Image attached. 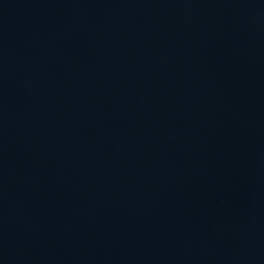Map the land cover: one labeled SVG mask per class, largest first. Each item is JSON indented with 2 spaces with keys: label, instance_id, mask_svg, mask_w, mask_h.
Segmentation results:
<instances>
[{
  "label": "water",
  "instance_id": "water-1",
  "mask_svg": "<svg viewBox=\"0 0 264 264\" xmlns=\"http://www.w3.org/2000/svg\"><path fill=\"white\" fill-rule=\"evenodd\" d=\"M0 264H264V0H0Z\"/></svg>",
  "mask_w": 264,
  "mask_h": 264
}]
</instances>
